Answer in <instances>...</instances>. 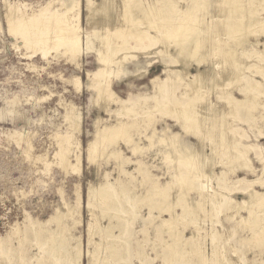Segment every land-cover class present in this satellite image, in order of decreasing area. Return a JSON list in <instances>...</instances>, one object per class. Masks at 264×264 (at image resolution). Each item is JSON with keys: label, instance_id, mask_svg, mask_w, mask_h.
<instances>
[{"label": "rangeland", "instance_id": "1", "mask_svg": "<svg viewBox=\"0 0 264 264\" xmlns=\"http://www.w3.org/2000/svg\"><path fill=\"white\" fill-rule=\"evenodd\" d=\"M5 1L10 3L14 2L16 4H27L28 13L43 6L48 7L50 10L62 9L57 0H17L18 2L16 0H0V202L3 203H0V236L4 235L1 240L2 243L0 244V264H20L22 261L24 262V264H43V257L39 254V247L45 244L44 235L47 233L46 229L49 227L56 228L55 221H51L52 225H47L46 220H48V218H51L52 215L57 216L59 215V213H64L66 210L64 207L65 202L71 206H75L77 204L75 196V184L78 183L80 185L79 211L78 213L74 214V217L79 220V223H77L76 225H72V218L70 217H67L65 221L70 225V227L72 226L69 231L70 235L74 238L79 237L81 251L80 264H86L89 258L88 252L93 251L95 248L92 242H87V222L90 219L91 213L98 215L102 212L100 211V208L98 209V207L104 206L102 204V200L98 198L99 202L98 199H95V210L89 211L85 207L86 189L88 183H91L95 187H99V181H101V184L103 182L109 181L110 186L113 189H118L120 186L126 185L127 187H125V189H127V197H131V199L133 197V201H136L140 204L142 203L140 205V208L137 207L134 212H131L128 198L125 199L123 198V196L121 197V195H118V198L116 199V202L119 201L121 210L123 211L124 215H127L128 213L131 214L128 221L123 220V224L119 225L118 227L112 226L113 233L119 234L120 229L123 231L121 234H119L118 240H121L125 243L126 251L125 260L119 261L118 263L113 262V264H170L167 256L170 253L169 247L173 242L170 233L171 231L168 230L167 226L161 224V220L170 218V215L167 212L162 213L160 211V195L158 194H154L155 197L154 195L151 196V198L149 197L150 201L148 202H141V200H145L146 194L149 192L152 183L157 182V184H159L162 188H165V186H167L166 188L168 190L165 188L167 191H169V188H171L168 193L170 195V197L168 196V200L175 207L171 214H182V206L184 205V202L182 203V201H180V187L177 182H174V175L185 173L186 169L183 167V165L178 163L177 152H175V150H172V147L166 145L164 142L158 141V139L160 138H165V136L162 134L163 132L161 131L165 124H167L173 132H177L179 134V138H177L178 148H180L181 146H186L187 149L195 150L199 154H203L205 157L204 163L198 165V168L196 166H192V172H190V169L188 170V174H190L188 175V178H192L191 180H193L194 184H191L189 186L184 185V187H182L181 190L183 191V193L181 194L184 195H181V200H187L189 202L200 201L202 198L195 188L200 187L203 181L206 182L207 179L210 180L207 188L208 190L206 194V200H204L206 203L204 204V202L202 201V206L206 205L202 208V210H204L202 211L200 208H195L192 211L193 213L191 214V218L190 216L185 217L184 220L187 221V223L183 221L185 227L183 225V222H179L177 224L178 226L176 225L177 232L182 231L180 241L182 242L185 238L191 235H195V228H198L197 226H201L202 230L200 229L199 231L204 239L203 249H205L204 252L207 255L205 264H212L211 258L213 257V253L215 252L214 246L217 247L218 251H226L225 257L232 260L234 264H264V236L254 237L250 240V242H247V239L252 237L251 230L252 228H254V226L251 222L252 217H255V212L258 213L259 219L261 220L260 224L264 228V207L258 208L257 197L250 195L254 194L253 189L257 190L260 193L264 192V184L259 181V178L262 176L264 171V108L258 107L252 110V115H254L256 119L254 120V125L251 126L238 119L239 117L245 116V113L242 111L244 109V106L240 104L234 107L237 111L238 117L230 116L229 118H227L231 126L240 127V129L234 128V132H229V136H231L234 144L236 146H238L239 144L245 146L248 144L252 145L248 152V157L253 166V169L246 168L244 166L245 162L243 161H231L230 164L219 163L213 168L210 167L212 165V161L214 160H212V158L210 157L211 145L209 141H217L219 137L221 138V134L218 132L217 127L219 126L218 123L220 120L218 114L219 112H217V114L215 113L214 115V111H211L212 102L213 104H216V108H219V110L220 107L221 110L230 109L231 104L227 101V98H225L226 95H232L237 98H242L243 92L239 91L240 87L245 83V81L253 79L254 81H259L262 85L261 87L259 82L257 83V91L261 93V96L258 97V101L260 104H264V72H262L264 71V32H262V29H260V31L258 30L259 32H253L254 35L252 34L251 30H249V33L251 32L252 35H247L248 32L245 31V33H247L245 35L243 34L245 38L247 37L246 39L244 38L245 43L238 44L236 43V41L231 40L233 36L230 35V33L229 35L228 32L225 33V30L227 28H225V26L227 25L226 21L227 23H230L232 21V19L230 18L231 14L228 12V10H226V6H228L227 4L229 2H226V0H210V3H208L209 0H206V3L209 7L204 1L203 5L205 8H203V6L200 7L202 8V13L200 12L201 10L199 11V9L192 12L198 13L197 15L199 16H203L204 18L200 16L201 18L199 21L207 23L205 27V23L200 22L201 29L204 31L206 30L205 32H207L206 34L204 33L203 35H201V37L205 35V38L202 37L203 39L200 43V45H203L204 43L203 47L202 45H199L200 56L203 55L204 58L207 57L206 59L208 60V63L211 62L210 66L215 67L214 70H222L223 72L227 71L225 70L226 67L224 69L223 66H227L228 70L234 68L233 66L235 64H231L232 62H229L231 61V59L233 60L236 58V65L238 69L236 70V72L233 71L230 76L231 78H234L233 81L230 80L228 82L226 78L225 81L220 80V82L216 84V86H214V84L211 85L210 83H208L206 86V92L204 96L205 98L203 97L204 99H202L201 101H197L199 102L198 104L201 103L199 107L201 106V108L203 109L202 112L204 113H202V115H204V119L206 118V122L209 121L207 119H210L211 116H215V123L217 122V131H208V129L202 127L199 131L204 136L202 135L196 137L193 134H185L178 122H174V120H171L174 118H167L158 112H154V116L157 119L155 123L157 133L153 137L152 145L149 146L147 136L152 133V127H148L147 130L144 128L146 123L143 122L144 115H142V113L134 115L133 117L122 115L120 113L121 111L118 110L119 107L117 108L113 103H111L110 105H104L105 103L103 99L97 100V96L95 98L96 92H94L92 88L87 87V85L90 84V80L87 79L86 72H93V70H97L100 66L98 64L95 49L104 48V27L107 26H105V22L107 21V19H109L111 13L117 11L114 6L120 0H113V2L112 0L110 1L109 5L111 7H108V13L100 9L102 0H92L94 2L93 9L95 8V10H92L90 12L91 17H89V21H87L88 10L85 7V0H80L81 26L84 30L88 31L94 29L99 35L98 36L96 34H92L90 36L92 49L87 54H84L81 57L80 62L82 67L80 68V70L76 68L74 61L68 59L69 62L67 63V59L65 56H54V51L48 55V60L50 61L48 63L39 54L29 55L31 52L30 49L26 50L23 47L19 49L15 48L12 45V42H14V38L7 34L6 31V20L4 21L5 15H3L6 10V7H4L3 5L6 3ZM115 1L118 2L116 3ZM143 1L144 3H147L151 0ZM173 1L175 3L176 10L185 7L186 4L192 2V0ZM242 1L245 3H243L245 8L250 7L246 0ZM114 3L116 4L114 5ZM214 3L215 5H213ZM263 6L264 0H262L261 5L256 8L257 13L261 17H264V10L262 9ZM213 7H216V10ZM203 9H205L206 15H203ZM119 10L120 8H118V11ZM220 10H223V12L221 13ZM225 10L226 14L228 13L227 17H224ZM212 12L214 16L212 15ZM215 12L220 13L217 14ZM222 14H224L223 18ZM175 17H178L177 13H175ZM226 18H228V20ZM175 21H178V19H171L168 22V20L164 18L163 21L161 20L160 24L164 25L165 23L164 26H167L168 24V26H172L173 24H175ZM110 23H112V21ZM206 28H208L209 30H207ZM215 28H218V30ZM222 28L224 30H222ZM154 31L155 30H151L150 32L152 34H155ZM105 32L107 33V31ZM216 35H218L219 37H216ZM227 36L231 37L228 38ZM115 40H117L116 37ZM215 41L216 43H214ZM162 43L163 42H161L160 44L158 43V45L152 48L147 54L138 53L137 63L133 61L127 64L128 72L130 71L132 74H126L117 81H114L116 79L114 77L108 78V82H110L111 84L114 81L113 88L116 91V94L118 93L117 95L120 98H128L133 94L146 97L154 95V84L153 82H150V79L155 76H158L159 79L165 80V83L167 84L166 90L168 92L175 90L176 93L180 94L184 91L183 87L178 88V90L174 89L173 81H171L170 78H167L166 72H163L165 67L163 59L166 60L167 56L166 54H162L161 52L159 53V49L163 48V45H165L167 42L165 40L164 44ZM220 43L225 44L221 45ZM216 44L220 46L218 47ZM226 45H230L229 49L228 46L226 47ZM216 49L217 55L216 53H212L214 52V50L216 51ZM230 49L234 51L235 55L233 57L232 55H230ZM253 49L257 53L251 54V51ZM202 50L204 51V53H202ZM225 50L229 51L227 52ZM168 51H170L173 56L168 58V61L170 62L168 66H170V68L172 69H181L182 64L177 62L174 56V53L177 54L175 49L173 47H170L168 48ZM221 52H223L227 57L229 56L230 59L226 56L223 58L224 55ZM22 54H25L26 57L25 55L22 56ZM219 55L220 58L218 57ZM148 61L151 62L150 65L147 63ZM215 61H221L219 63L223 62L225 63V65L223 63L219 64ZM32 63L38 68H32L30 71L28 67L31 68L30 65ZM239 64L240 66H238ZM250 64L263 66V68L260 71L256 70L254 67L247 69L246 67ZM215 65H217V68ZM230 65L231 68H229ZM210 66L207 68H211ZM203 67L200 66L199 68L201 70L206 69V67ZM197 68V65L195 63H192L188 67V72L190 73L188 75L191 76L192 74H195L197 72ZM59 74L67 77H71V75H79L80 81L82 80L81 86L83 85L80 93H76L68 83L63 82L62 79H60ZM224 77L228 76L225 75ZM223 81L226 83V85L223 84L224 90L221 85ZM186 99L187 97L181 96L177 98V101L179 103H182L185 102ZM11 100H15L16 102L13 106L9 102ZM60 102H73L79 107L78 110H80L79 112L81 115V132L76 134V136L80 140L81 146H83L86 141L91 139L94 132L93 130L95 129V120H99L98 125L103 126V124L112 125L118 123V121L121 119H126L130 121L134 120L140 125V127L138 128H131L130 134L133 133L131 134L133 139L138 142L139 145L144 146V148L140 153L133 155L130 148L126 146L125 143L120 139L117 141V143L112 144V146L111 144L108 145V148L106 147L102 156L98 157L95 163L88 164L86 163V160L82 159L79 174L73 172L70 168L67 169L68 172L65 171L54 163L53 157L54 150L57 146L55 144L57 140L54 138V135L57 132H62V130H64L63 132H65L68 126L66 121L64 120L63 115L65 114V109L63 108L62 104H60ZM104 108H106V110H104ZM15 132H24L26 134L28 133L29 142L33 147L26 151L23 148L24 144L21 146H17L15 140L16 134H14ZM218 141H220V139ZM236 146H233V149L231 150L227 147L224 148L218 146V149L217 146L214 147V150L216 149V159H221L222 161H224L227 160L231 155L232 156L230 158H233L234 155H236V151L234 150ZM113 148L120 149L123 153V156L127 157V160H125L121 164L118 160L113 158L111 155V150ZM106 150L107 152H105ZM44 151H46V154ZM217 151L222 155H220ZM25 154L27 157L25 156ZM225 154H227V157L225 156ZM42 157L44 161L52 164L46 167L42 162ZM34 159H36L37 161ZM86 164L88 165V167ZM221 171H225V174L223 175V178L218 179L217 177ZM101 175H103L105 178ZM101 177H103L104 179H101ZM169 185L171 186L168 187ZM172 185H174V187H172ZM211 188L214 190V197L220 203L219 213L217 211H214V209H210V204L212 201V199H210ZM13 191L17 193L15 194ZM230 197L235 201H245L246 203H248V205H251L252 203L253 206L251 210L253 211V215H251V213H249L247 209L235 210L233 208H230ZM15 201L17 202L15 203ZM104 201H107V199H105ZM96 202L98 203L96 204ZM112 202H114V200ZM62 203L64 205L61 206ZM39 204L42 205L40 206ZM106 208H108L106 209V212L108 214L113 215L115 213L110 209V206ZM27 215L34 220L36 219L35 221H38L42 226L30 227V229L27 230L28 236L22 244L11 236L13 234H17L16 229L14 231L15 226L17 227L18 225H20L23 227L22 222L25 221ZM108 222V216H104L100 220V226L105 229L104 226H106ZM111 222L114 224L117 223L116 217H114ZM93 229V240L95 242L101 243V238L99 237L100 230L96 226ZM7 233H11V236L9 234L7 235ZM112 241L110 238L109 242ZM109 242V246H103V250V247L101 246L102 248L100 249V251L102 252V254L104 253V251L109 252V254L111 252L112 254L113 247L111 244L113 242L110 244ZM179 246H181V243L179 244ZM185 247H188L187 243ZM231 247L235 248V253L231 252ZM183 250L184 249H182L181 251ZM106 252L104 254H107ZM111 254L108 259L109 263L113 261V256H111ZM41 255L46 256V253ZM181 256H183V261L179 263L174 262L171 264H198L197 256L193 254H184L182 252ZM66 264H70L69 260H67Z\"/></svg>", "mask_w": 264, "mask_h": 264}, {"label": "bare ground", "instance_id": "2", "mask_svg": "<svg viewBox=\"0 0 264 264\" xmlns=\"http://www.w3.org/2000/svg\"><path fill=\"white\" fill-rule=\"evenodd\" d=\"M110 1L111 0H102V5L100 6V9L102 11L108 13L107 10H109L108 7L110 6L109 5ZM204 1L206 3V0H192L191 3L189 2L188 4H186L185 7H182L178 10H176L175 3L173 0H151V1H148L147 3H144L143 0H120L119 2L115 1L116 3L118 2L117 4L114 3V5L116 4L114 7H115V9H117V11L114 13H111L109 19H107V21L105 22V26L106 25L107 26L104 27V29H105V31H107V33L104 31V35H105V38L103 41L104 48L95 49L98 64L100 66L98 67L97 70H95L93 72H86L87 79L90 80V84H88L87 87L92 88L94 90V92H96L95 98L97 96V98H96L97 100L103 99V101L105 103L104 105H110L111 103H113L116 105L117 108L119 107L118 110L121 111L120 113L122 115H127V117H133L134 115H138L139 113L140 114L142 113V115H144L143 122L146 123L144 128L147 130L148 127H152V133L149 136H147L148 141H149V146L152 145L153 137L157 133V129L155 128V123H156L157 119L154 116V112H158L167 118H174L171 120H174V122L175 121L178 122L182 131L185 134H187V133L193 134L196 137L203 135L199 131V130H201L202 127H205L206 129H208V131H213V130L217 131V127H218V132L221 134L220 135L221 138L219 137L220 141H218L219 139L217 140L218 142L215 140H209L210 145H211V156L210 157L212 158V160H214L211 163L212 165L210 164L211 165L210 167L213 168L214 166L218 165L219 163L220 164H230L231 161H233V162L243 161V162H245L244 166L246 168L253 169V166H252L250 159L248 157V152H249L250 148L252 147V145L248 144L245 146V145L239 144L238 146H236L234 144L231 136H229V132L230 133L234 132L235 129H240V127L231 126L227 118H229L230 116L238 117L237 111L234 107L236 105L240 104V105L244 106V109L242 111L245 113V116L239 117L238 119L241 120L242 122L247 123L249 126L254 125V123H255L254 120L256 118L254 115H252V110L256 109L258 107L264 108V104H260L258 101V97L261 96V93L259 91H257V83L259 81H254L253 79L252 80L249 79V81H245V83L242 84V86L239 89L240 92H243L242 98H237V97L232 96V95H226V97L224 96L225 98H227V101L231 104L230 109L221 110V107L219 106L220 107V110H219V108L218 109L216 108L215 103L214 104H213V102L211 103L212 104L211 105V111H214V115H215V113L217 114V112H219L218 114H219L220 120L218 123L219 126H217V127H216L217 122L215 123V116L214 115H213L214 117L209 116L210 119H207L209 121L206 122V118L204 119V117H203L204 115H202V113H204V112H202L203 109L201 108V106L199 107V105L201 103L198 104L199 102H197V101H199V100L201 101L202 99L205 98L204 96H205V92H206V86L208 83H210L211 85L214 84V86H216V84H218L220 82V80L225 81L226 78H227L226 80H228V82L230 80L233 81L234 78L233 77L231 78L230 76L233 73V71L236 72V70L238 69L237 65H236L237 64L236 58L233 60L231 59V61L229 62V63L232 62L231 64H235L233 66L234 68H231V65H230L229 68H231V69L228 70L227 66L222 65L224 69L226 67V69H225V70H227L226 71L227 73H226V72H223L222 70H214L215 67L210 66L211 62L208 63V60L206 59L207 57L204 58L203 55L200 56L199 45L202 42V39H203L202 37L205 38V35L202 37H201V35H203L204 33L206 34L207 32H205L206 30L205 31L202 30L200 27V22L202 23L203 21H199V20L203 16L200 15L201 16L200 17L199 15H197L198 13H192V12L199 9V11L201 10L200 12L202 13V8H200V7L203 6V8H205L203 5ZM57 2L62 8L61 10H59V9L50 10L48 7L43 6V7L38 8L37 10H32L30 13H28V11H27L28 6L25 3L16 4L14 2L13 3L12 2L11 3L6 2L5 4H3L4 7H6L5 13L3 15H5V18H6V19L4 18V21L6 20L5 22H6L7 34H9L10 36H12L14 38V40H13L14 42H12V45L15 48L19 49V48L23 47L26 50L30 49L31 52L29 55L39 54V55H41V57L43 59H45L49 63L50 61L48 60V57H49L48 55L54 51L55 52L54 56H57V55L65 56L67 59L66 60L67 63L69 62L68 59L71 61H74L76 68H78L80 70V68L82 67L81 62H80L81 57L84 54H87L92 49V46L90 43V36L92 34H96V35H98V34L96 33V31L94 29L88 31V30H84L83 27L81 26V23H80V20H81V2H80V0H57ZM112 2H113V0H112ZM226 2H229L227 4L228 6H226L227 7L226 10H228V12L231 14L230 18L232 19V21L230 23H227V21H226L227 25L225 26V28L226 27L227 28L225 30L226 31L225 33L228 32V35L230 33V35L233 36L231 40L236 41V43H238V44H243V43H245V41H244L245 36L244 35L247 34V33H245V31L248 32L247 35L251 34V32L249 33V30L252 31V34H253V32H257L258 30L260 31V29H262V32H264V17H261L256 11V8L261 5L262 0H246L248 5L250 6L248 8L244 7L245 3L242 0H230V1L226 0ZM208 3H210V0ZM215 3H217V2H215ZM215 3L213 5H215ZM224 3H225V1H224ZM93 5H94V2L92 0H85V7L88 10L87 21H89L88 19H89V17H91L90 12L92 10L93 11L95 10V8L93 9ZM207 6H208V4H207ZM223 6H224V4H223ZM117 7L120 8L119 11H118ZM213 8L215 9L216 7H213ZM224 9H225V7H224ZM262 9L264 10V6L262 7ZM203 10H204L203 15H204L205 9H203ZM226 10H225L226 16L224 14H222V18H223V15H224V17L228 16V13L226 14ZM211 11H212V9H211ZM218 11H219V9H218ZM222 12H223V10L221 11V13ZM175 13H177L178 17H175ZM215 13H217V12H215ZM218 13H220V12H218ZM207 14H208V12H207ZM212 15H213V12H212ZM217 16H219V15H217ZM164 18L167 19L168 22H169V20L176 19V18L178 19V21H175V24H173V25L171 24L172 26H168L169 24L167 26H164L165 23H164V25L160 24L161 20L163 21ZM226 19L228 20V18H226ZM217 20H219V19H217ZM111 21H112V23H110ZM115 22H117V23H115ZM203 23H205V22H203ZM222 23H224V22H222ZM206 24L207 23H205V27H206ZM222 27H224V26H222ZM208 28H209V26H208ZM208 28H206V29L209 30ZM218 28H215V29L218 30ZM151 30H155L154 31L155 34H152L150 32ZM222 30H224V29L222 28ZM220 33H218V34H220ZM221 36H224V35H221ZM115 37L117 40H115ZM216 37H219V36L216 35ZM229 37H231V36H229ZM211 39H212V37H211ZM217 39H216V41H217ZM165 40L167 43L165 45H163V48L159 49V53L161 52L162 54H166V56H167L166 60L163 59V62L165 64L163 72H166L167 78H170V80L173 81L174 89L178 90V88L183 87L184 91L180 94L176 93L175 90L168 92L166 90L167 84L165 83V80L159 79L156 76V77L150 79V81L153 82V84H154L153 85V88L155 89L154 95L146 97V96L133 94L128 98L127 97L120 98L116 94V92L112 89L111 83L108 82V78L114 77V78H116L115 80H117L121 76L128 74L129 72L127 69V64L129 62H133V61L135 63H137L138 53L147 54L148 50L154 48L156 45H158V43L160 44L161 42H163L162 44H164ZM213 40H214V38H213ZM216 41L214 43H216ZM246 41H248V40H246ZM219 42H221V41H219ZM225 43H226V40H225ZM225 43H223V44H225ZM223 44H221V45H223ZM203 45H204V43H203ZM203 45H202V47H203ZM227 46L228 45H226V47ZM229 46H228V49H229ZM170 47H173L175 49L177 54L174 53V56H175L177 62L182 64L181 69L180 68L172 69V68H170V66H168V64L170 63L168 61V58L173 57L172 53L170 51H168V48H170ZM209 48H211V47H209ZM225 49H227V48H225ZM211 50H213V49H211ZM222 50H224V49H222ZM225 51H227V50H225ZM216 52H217V49H216V51L214 50V52H212V53H216ZM251 52H252L251 54L257 53L254 49ZM202 53H204L203 50H202ZM210 53H211V51H210ZM221 53H223V52H221ZM221 53H219V54H221ZM225 54H227V53H225ZM23 55H25V54H22V56ZM216 55H217V53H216ZM223 55H224V53H223ZM230 55H232V57L235 55L233 50L230 51ZM225 56L226 55H224L223 58ZM25 57H26V55H25ZM218 57L220 58V55ZM227 58H229V56ZM227 61H229V60H227ZM215 62H218V61H215ZM219 62H221V61H219ZM192 63H195L198 68H197V72L195 74H192L191 76H189L188 74H190V73L188 72V67ZM222 63H219V64H222ZM225 63H226V60H225ZM225 63H223V64L225 65ZM70 64H71V62H70ZM148 64L150 65L151 62H148ZM217 65H215L216 68H217ZM30 66H31V68L28 67V69L30 71L32 68L33 69L38 68L33 63ZM200 66H202V67L204 66V67H206V69L201 70L199 68ZM209 66L211 68H207ZM238 66H240V64ZM251 67H254L258 71H260L263 68V66H259L256 64H250L246 68L250 69ZM262 72H264V71H262ZM225 75L228 77H224ZM69 76H70V74H69ZM59 77H60V79H62L63 82L68 83L76 93H80V91L82 90L83 85L81 86L82 80L80 81L79 75H73V76L71 75V77H67V76H64L62 74H59ZM224 81L221 84L222 88L224 85H226V83ZM259 84H260V82H259ZM208 87H209V85H208ZM261 87H262V85H261ZM48 88H49V86H48ZM223 90H224V88H223ZM49 95H50V93H49ZM222 95H223V93H222ZM181 96L182 97L185 96V97H187V99L185 102L179 103L177 101V98L181 97ZM220 97H221V95H220ZM42 99H45V98H42ZM76 99H78V98H76ZM9 102L12 104V106L16 103L15 100H11ZM249 103H250V106H249ZM60 104H62L63 108L65 109L64 110L65 114H63V115H64V120L66 121L68 126H67V129L65 132H63L64 130H62V132H57L54 135V138L57 140V142L55 143L57 146L54 150L53 157H54V163L58 167L64 169L65 171H67V169L70 168L73 172L79 174L82 159L86 160L87 161L86 163H88V164L95 163L97 161V158L102 156L104 150L106 149V147L108 145L111 144V146H112V144L117 143V141L120 139L125 143L126 146H128L130 148L133 155L140 153L141 150L144 148V146L139 145L138 142H136L133 139V137L131 136V134H133V133L130 134L131 128H138V127H140V125L137 122H135L134 120L130 121V120H126V119H121L118 121V123L112 124V125H104L103 124V126L98 125L99 120H95L94 121L95 129L93 130L94 132L92 134L91 139L86 141V143L83 146H81L80 140L76 136V134L81 132L80 131L81 115L79 112L80 110H78L79 107L73 102H69V103L60 102ZM227 106H228V104H227ZM104 110H106V108H104ZM13 112H14V109H13ZM62 118H63V116H62ZM62 118H61V120H62ZM141 122H142V120H141ZM209 127H210V129H209ZM161 131L163 132L162 134L165 136V138H160V139H158V141L164 142L166 145L172 147V150H175V152H177L178 163L183 165V167L186 169L185 173H180L179 175H174V180H175L174 182H177V184H179V187H180V190H179L180 191V194H179L180 195L179 196L180 201H182V203L184 202V205L182 206V214H178V213H175V215L171 214L173 209H175L174 205L171 204L168 200V196L170 197V195L168 193H169L171 188H169V191H167L168 190L166 188L167 186H165V188L167 189L166 190L164 187L162 188L159 184H157V182L152 183V186L149 189V192L147 191L148 193L146 194L145 200H141V202H143V201L148 202V201H150L151 196H153L154 194H158V195H160V201H159L160 211L162 213L167 212L170 215V218L161 220V224L167 226L168 230L171 231L170 232L171 238L173 240L172 245L169 247L170 253L167 256V259L170 262V264L174 263V262L179 263V262L183 261V256H181L182 252L184 254L189 253V254H193V255L197 256V261H198L197 263L198 264H205L206 260H207V258H206L207 255L204 252L205 249H203L204 248V239L201 236L200 231H199L200 229L202 230V227L197 226L198 228H195L196 229L195 235H191V236L185 238L184 241H182V242L180 241L182 231L177 232V229H176V225L179 222L185 221L184 220L185 217L190 216V218H191V214L193 213L192 211L195 208H197V209L200 208L202 210L203 206H206V205L202 206V203L203 202H204V204L206 203L204 200H206V194H207V190H208L207 188H208L209 181H210L209 179H207L206 182L203 181L202 185L200 187L195 188L198 191V194L200 195V197L202 198L200 201L189 202L187 200H181V198H182L181 195H184V194H181V193H183V191L181 190L182 187H184V185L189 186L191 184L192 185L194 184L193 180H191L192 178L191 179L188 178V175H190V174H188V170L190 169V172H192V170H191L192 166L193 167L196 166L198 168V165L204 163L205 157L203 154H199L195 150L187 149L186 146H181L180 148H178L177 147L178 146V144H177L178 139L177 138H179V134L177 132H173L167 124H165V126L161 129ZM216 131H214V132H216ZM27 132H29V131H27ZM14 134H16L15 140H16L17 146H21L24 144L23 148L26 151H28L31 147H33V146H31V143L29 142L28 133L26 134L24 132H15ZM210 137H211V135H210ZM215 137H214V139H215ZM216 146H217V149L219 146V147H224V148L227 147L228 149L230 148V150L233 149V146H236L234 149L236 151V155H234L233 158H230L232 155L231 156L228 155L230 157H228V159L225 158L227 160H224V161H222L221 159L217 160L216 156H215L216 155L215 154L216 149L214 150V147H216ZM21 150H22V148H21ZM46 151H47V149H46ZM46 151H44L45 154H46ZM105 152H107V150ZM227 154H225L226 157H227ZM111 155L113 158L118 160L119 163H121V164L125 160H127V157H124L123 153L118 148H113L111 150ZM220 155H222V154H220ZM25 156H26V154H25ZM35 156H37V155H35ZM36 159H34V160H36ZM42 159H43V157H42ZM28 161H29V159H28ZM32 161H33V159H32ZM42 162L44 163V165L46 167H48L50 164H52V163H49L47 161H44V159ZM87 167H88V165H87ZM199 168H200V166H199ZM224 174H225V171H221L217 178L218 179L223 178ZM101 176H103V175H101ZM103 177H101V179ZM259 181L264 184V171H263L262 176L259 178ZM99 182H100L99 187H95L91 183H88L87 189H86L85 207L89 211L95 210V206H96L95 205V199L100 198L102 200V204L104 205L103 207H98V209L100 208V211H102L101 213H99L100 215L99 214L96 215V214L91 213L90 219L87 222V228H86L87 242L88 243L92 242V244L94 245L95 248L93 251L88 252L89 258H88L86 264H113V262L118 263L119 261L125 260V258H126L125 243L121 240H118L119 234H121L123 231L120 229L119 234L113 233L112 232V229H113L112 226L118 227L119 225L123 224V220L128 221L131 213L124 215L123 211L121 210L120 203H119V201L116 202V199L118 198V195H121V197L123 196V198H125V199L128 198L131 212H134L137 209V207L140 208V205L142 203L140 204L136 201H133L132 200L133 197H132V199H131V197H127V189H125V187H127L126 185H122L118 189H113L110 186L109 181L103 182L102 184H101V181H99ZM170 182H172V181H170ZM177 184H175V185H177ZM75 186H76L75 196H76L77 204L75 206H71L65 202L64 207L66 210L64 213H59V215H57V216L52 215L51 218H48V220H46L47 225L51 224V221L52 222L55 221L56 228H50L49 227L46 229L47 233L44 235L45 244L39 247V254H40V256L43 257V262H42L43 264H66L67 260H69L70 264H80L81 251H80L79 237L74 238L70 235L69 231H70L72 226L70 227V225L65 221L67 219V217H70V218H72V225H76L77 223H79V220L74 217V214L78 213V211H79L78 209H79V200H80V198H79L80 185L78 183V184H75ZM75 186H74V188H75ZM170 186L171 185H169L168 187H170ZM172 187H174V185H172ZM22 191H23V189H22ZM187 191H189V190H187ZM72 192H74V191H72ZM210 192H211V194H210L211 198L210 199H212L211 204H210V206H211L210 209L211 210L214 209V211H217L219 213V204L220 203L214 197V195H213L214 190L212 188L210 189ZM253 192H254V194H250V195L257 197L258 208L264 207V192L260 193L255 189H253ZM31 195H32V193H31ZM13 197H14V195H13ZM154 197H155V195H154ZM105 199H107V201H104ZM138 199H140V198H138ZM141 199H144V198H141ZM111 200L112 201L114 200V202H112ZM178 200H179V198H178ZM16 202L17 201H15V203ZM98 202H99V199H98ZM98 202H96V204ZM0 203H2V202H0ZM99 204H101V203H99ZM62 205H64V204L62 203L61 206ZM108 206H110V209L115 212L113 215H110L106 212L107 211L106 209H108L106 207H108ZM229 206H230V208H233L235 210L236 209L237 210L238 209H247L248 212L251 213V215H253V213H252L253 211L251 210V208L253 206L252 203H251V205H248V203H246L245 201H242V202L235 201L234 199H232L230 197ZM20 207H21V205H20ZM100 211H98V212H100ZM255 213H256V214H254L255 217L254 216L252 217V222H251V223H253L252 225L254 226V228H252V230H251L252 237L248 238L247 242H250V240L253 239L254 237H263L264 236V228L260 224L261 220L259 219L258 213L257 212H255ZM111 214H112V212H111ZM104 216H108V219H109L108 224L106 226H104L105 229H103V227L100 226V220ZM114 217H116V221H117V223H115V224L111 222V220ZM35 220L27 215L25 218V221L22 222L23 227L20 225H18L17 227L15 226L14 231L16 229V232H17V234H15L16 236L14 234L11 236V233H7V235L9 234L12 238H15L16 240H18V242L23 244L24 241L26 240L27 236H28L27 230L30 229V227H34V226L41 227L42 226L38 221H35ZM8 221H9V219H8ZM19 223H21V222H19ZM185 223H187V221H185ZM183 225L185 227L184 222H183ZM248 225H251V224H248ZM95 226L100 230L99 237L101 238V243L95 242L92 238L93 233H94L93 228ZM12 229H13V227H12ZM183 229H185V228H183ZM11 230H9V231H11ZM11 232H13V231H11ZM3 236H0V244L2 243L1 240H2ZM105 238H106V240H105ZM110 238H111V241L113 240L112 241L113 243L109 242ZM108 242H109V244L112 243L111 245L113 247L112 254L110 252L111 256H113L112 257L113 261L111 263H109V261H108L109 256H110L109 252L104 251V253L106 252L107 254H104V253L102 254V252L100 251V249L103 246H109ZM180 243H181L182 247L179 246ZM186 243H187L188 247H185ZM37 245H38V243H37ZM180 248H182L184 250L181 251L182 249H180ZM214 248H215V252L213 253V257L211 258L212 264H234L232 260L227 259L225 257L226 251H224V250L218 251L216 246H214ZM103 249H104V247L102 248V250ZM230 250L232 253L236 252L235 248H233V247H231ZM44 253H46V256L41 255ZM176 256H177V258H176ZM178 258H180V259H178ZM20 264H24V262L22 261Z\"/></svg>", "mask_w": 264, "mask_h": 264}, {"label": "crops", "instance_id": "3", "mask_svg": "<svg viewBox=\"0 0 264 264\" xmlns=\"http://www.w3.org/2000/svg\"><path fill=\"white\" fill-rule=\"evenodd\" d=\"M150 50H151V49H150ZM150 50H148L147 52H149ZM148 62H149V61H148ZM148 62H147V63H148ZM127 67H128V66H127ZM127 69H128V68H127ZM93 71H94V70H93ZM90 72H92V71H90ZM128 74H132V73L129 71ZM128 74H127V75H128ZM121 77H123V76H121ZM121 77H120L119 79H121ZM155 77H156V76H155ZM157 77H158V76H157ZM153 78H154V77H153ZM119 79H117V80H119ZM117 80H114V81H117ZM114 81H113V82H114ZM113 82H112V84H111V87H112V89L114 90V88H113ZM150 82H151V81H150ZM114 91H115V90H114ZM115 92H116V91H115ZM117 94H118V93H117Z\"/></svg>", "mask_w": 264, "mask_h": 264}]
</instances>
